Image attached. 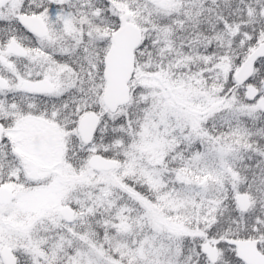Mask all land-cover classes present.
Segmentation results:
<instances>
[{
    "label": "snow or ice",
    "instance_id": "snow-or-ice-1",
    "mask_svg": "<svg viewBox=\"0 0 264 264\" xmlns=\"http://www.w3.org/2000/svg\"><path fill=\"white\" fill-rule=\"evenodd\" d=\"M0 264H264V0H0Z\"/></svg>",
    "mask_w": 264,
    "mask_h": 264
}]
</instances>
